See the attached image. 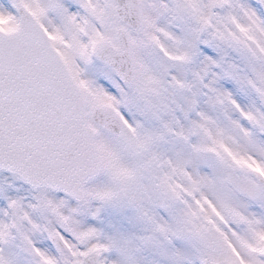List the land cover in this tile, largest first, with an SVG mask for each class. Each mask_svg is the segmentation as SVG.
<instances>
[{
	"label": "snow or ice",
	"instance_id": "1",
	"mask_svg": "<svg viewBox=\"0 0 264 264\" xmlns=\"http://www.w3.org/2000/svg\"><path fill=\"white\" fill-rule=\"evenodd\" d=\"M0 264H264V0H0Z\"/></svg>",
	"mask_w": 264,
	"mask_h": 264
}]
</instances>
